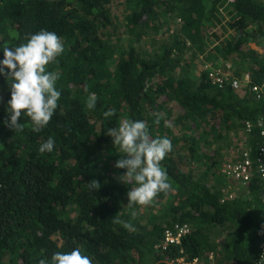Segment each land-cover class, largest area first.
Here are the masks:
<instances>
[{"label":"trees","instance_id":"obj_1","mask_svg":"<svg viewBox=\"0 0 264 264\" xmlns=\"http://www.w3.org/2000/svg\"><path fill=\"white\" fill-rule=\"evenodd\" d=\"M124 9L128 21L122 24L116 12ZM261 26L259 0H0V60L3 47L25 43L42 29L55 32L65 48L46 69L59 73L61 97L39 132L26 114L19 118L23 132L5 125L11 80L0 76V264H39L77 247L93 264H178L182 258L189 263L210 253H217L219 264V253L233 264H247L245 239L264 226V189L220 204L216 189L198 167L189 166L209 144L191 127L208 116L216 125L223 114L243 121L263 112L254 99H240L230 86L217 90L207 72L196 73L197 52H204L200 44L210 43L228 58ZM164 27L168 30L161 32ZM233 33L238 40L224 45L225 35ZM255 58L264 65L258 54ZM253 74L259 82L264 73ZM90 93L97 95L94 109L86 108ZM250 101L254 105L246 108ZM174 105L181 112L173 122ZM239 107L241 114L227 111ZM109 109L116 114L105 118ZM123 119L145 121L153 138L166 136L168 120L179 129L161 162L172 190L158 194L135 218L127 207L135 184L118 179L126 169L114 165L124 154L107 135ZM49 137L54 150L42 154L39 146ZM186 143L185 156L177 149ZM92 180L101 184L98 191L89 190ZM115 215L134 230L114 224ZM180 224L189 228L181 243L163 245L165 230ZM263 239L250 255L260 256Z\"/></svg>","mask_w":264,"mask_h":264},{"label":"clouds","instance_id":"obj_2","mask_svg":"<svg viewBox=\"0 0 264 264\" xmlns=\"http://www.w3.org/2000/svg\"><path fill=\"white\" fill-rule=\"evenodd\" d=\"M25 40V43L18 46H5L2 49L0 76L11 80L9 85L11 98L7 101L9 119L5 120V125L14 132H23L24 126L19 122V118L22 114H26L32 122L33 130L39 132L52 120L61 97V92L56 87L59 73L46 69L48 65L56 62L65 48L61 37L55 32L43 29L26 36ZM247 75L252 77L250 73ZM245 76L238 79H243ZM147 86L146 83V88ZM96 102L97 95L90 93L86 108L94 109ZM115 114V109H109L103 113V116L111 118ZM154 122L160 123L159 114ZM165 124L167 126V121ZM247 128L250 126L248 125ZM262 130L261 128V133ZM107 135L124 154L114 165L117 169H126V173L118 179L123 183L135 184L127 192L129 209L137 205H150L158 194L172 190L167 171L161 163L173 150L168 137L153 138L145 121L132 119L121 120L118 127L108 129ZM54 145V138L49 137L39 146L38 151L42 154L51 153ZM87 186L90 191H98L101 184L92 180ZM131 215L135 218L136 213L133 211ZM112 222L134 230L131 223L122 221L116 215L112 218ZM39 264H93V261L77 247L68 252L57 251L49 260L40 259ZM257 264H264V253H261Z\"/></svg>","mask_w":264,"mask_h":264},{"label":"rangeland","instance_id":"obj_3","mask_svg":"<svg viewBox=\"0 0 264 264\" xmlns=\"http://www.w3.org/2000/svg\"><path fill=\"white\" fill-rule=\"evenodd\" d=\"M259 1L264 3V0H259ZM127 12H128L127 9L119 10L116 12L117 17L119 18L122 24L123 23L125 24L128 21L127 17H125ZM167 30L168 28L164 27L161 32ZM122 32H123V28L120 29V34H122ZM225 36H226L225 38L226 41L224 40L225 41L224 45L228 40L229 42L238 40V38L235 37L234 33L227 34ZM121 38H124V36H121ZM143 44L144 43L142 41L140 45ZM187 46L188 48H190L189 45ZM199 46H202V48H204V52L203 53L197 52V55L199 56V59L196 63L197 74L199 73L198 72L199 69L200 72L201 71L211 72L212 70L219 71L222 74H224L227 78H229V76L241 78L249 73L253 74L254 72H257L258 73L257 75L264 73V65L263 64L261 65V63H259V61H257L255 58L256 54H258V56L261 57V60H264V26L258 27L255 31L249 32L246 39L242 41V46L239 52L236 55H231L228 58L223 57L221 55V52L215 50L214 46L211 45L210 43L200 44ZM186 54L187 56H190L191 52L188 51L186 52ZM183 78L184 80L187 78V72L186 74H183ZM164 108H165V112L169 111L168 106H164ZM179 111H181V108H179V106L174 105L170 117H172V119L179 117L180 115ZM227 111L231 113H235L233 109L230 111V108ZM226 115L227 114H223L222 118L219 121L217 120L218 122L216 123V125H214L213 121H210V117H209L203 119L202 122L195 123L193 127V131L198 132L197 135L198 134L201 135L203 140L208 141L209 144L203 147L201 151L196 152V153H201L202 155L200 157L195 155L189 166L198 167V171L204 175L203 177H206L207 182H211V185L214 188L216 186V181L207 179L208 172L212 171V170H207L208 161H210L212 153L216 160H220L218 162L219 166L217 167V177H216V180L218 181L219 176L222 174L224 166L231 165L232 163H234L233 156L230 155L231 152L228 151L227 149H233L235 147V143L239 139L237 132L234 134L230 133L229 124L226 121ZM208 122H210V126H211L210 128L207 126ZM171 124L172 121L168 120L169 130L166 131V136L168 137L179 133V129L172 127ZM201 124L204 125L206 131L204 132L200 131V129L203 128ZM213 126H215V130H212ZM218 133L221 134V136H219ZM157 135L159 137H163L160 134ZM185 148L187 147L181 145L177 150L180 154L182 153L183 155L186 156L188 154V150H185ZM254 174L256 175L255 171ZM216 188L220 189L218 187ZM143 207L144 206L137 205L134 206V208H132L131 210H133L135 213L137 212L143 213ZM159 208L160 205L157 204L155 209H159ZM263 232H264V226L262 225L261 230L259 228H256L255 230H252L249 233V237L245 239V251L242 254L243 256L246 255L250 256V254H253L255 252L256 241L262 239Z\"/></svg>","mask_w":264,"mask_h":264},{"label":"crops","instance_id":"obj_4","mask_svg":"<svg viewBox=\"0 0 264 264\" xmlns=\"http://www.w3.org/2000/svg\"><path fill=\"white\" fill-rule=\"evenodd\" d=\"M241 89L242 90H240V89L237 90L240 99H242L245 96H248L247 98H250L251 100L254 99L255 102H259L261 106H264V103L263 102H261L260 100H258L257 98H255L251 94V92H250V84L243 83ZM244 89H248L245 94H244ZM253 105H254V103L252 104V101H250V103H247L244 106L246 108H248V107H251L252 108ZM241 109H242V107H239L236 110V113H234V114H236V115L238 113L241 114L242 113L240 111ZM252 111L255 112L254 107H253V110ZM180 112L181 111H179V113ZM174 119L175 118H173V122H174ZM226 121L229 124L230 133L231 134H234V133L237 132V134L239 136L238 137L239 138L238 141L235 143V147L233 149H227L228 151L231 152L230 155L233 156L234 163L237 164V163L242 162L243 159H244V157H245V155H247L249 157L251 163H252V170H253L252 173H254V171H255L256 172V175L253 174V179H252V181L247 186H243L242 184L228 181L223 176V173L219 176V180L217 181L216 180V177H217V167L219 166V163H217L213 167L214 170L208 172L207 179L208 180H215L216 181L215 188L216 187L220 188V189H217L216 188L217 189V194L220 195L219 196V202H220V204H226V202L235 200L238 197H242L244 195H249L250 192H251V190H253V189L257 190V189H259V187L262 188V189H264V186H261V184H263V183L259 182V177L257 176L258 175V173H257V159H258L257 154L259 155L258 150L260 152V149L262 147L261 142H264V138H263L262 133H261V127L259 125L261 121H264V108H263V112L261 114H259L258 112L257 113H254L253 114V117H250L249 119H246V120H243L242 121V120L236 119L234 117L231 121H228L227 120V117H226ZM199 122H202V120L199 121ZM248 125L250 126V128H247ZM193 127H194V125L191 128H193ZM203 127H204V125H203ZM184 131L185 130H183L182 133H184ZM168 138H172V136H169ZM226 146H228V145H226ZM186 147L187 148H185V150H188V155H189L190 154L189 153V147H190V145L186 143ZM253 153H254L255 159H252L251 158V155ZM212 155H213V153H212ZM189 159L191 160V158H189ZM187 162H189V161H187ZM215 163H216V160L208 161V166L211 167ZM209 183L211 185V182H209ZM181 226H183V224H180L178 226L173 225L171 227V229H174L176 227H181ZM258 247H259V245H258ZM211 254L214 255V259L211 261V264H219L218 263V259H217V253L216 254L215 253H210L206 257V259L204 261L206 262L209 259V256ZM219 257H220L219 260H222L221 261L222 262L221 264H233L232 258L225 259L224 258V255L222 253H219ZM256 259H257V256L250 255L249 257H246L244 259V261L247 264H255ZM177 263L178 264H181L179 262H177Z\"/></svg>","mask_w":264,"mask_h":264},{"label":"built area","instance_id":"obj_5","mask_svg":"<svg viewBox=\"0 0 264 264\" xmlns=\"http://www.w3.org/2000/svg\"><path fill=\"white\" fill-rule=\"evenodd\" d=\"M208 75L211 84L217 90H224L226 87L230 86L232 89L237 91L241 89L243 83H248L250 84L251 94L264 103V77L259 82H253V78L249 75H246L243 79H229L221 72L215 70L208 72ZM260 127L263 129L262 136L264 138V121L260 122ZM222 173L228 181L239 183L243 186H247L252 181L254 174L252 173V163L247 155H245L243 161L240 163H232L231 165L224 166ZM257 173L259 181L264 184V142L257 159ZM188 233L189 228L187 226L176 227L172 230H165L163 235V245L167 246L180 244ZM261 253H264V239L260 245V256ZM260 256L256 259L255 264L259 261ZM213 259L214 255L211 254L206 262L194 259L192 262L188 263L183 258L177 262L181 264H211Z\"/></svg>","mask_w":264,"mask_h":264}]
</instances>
